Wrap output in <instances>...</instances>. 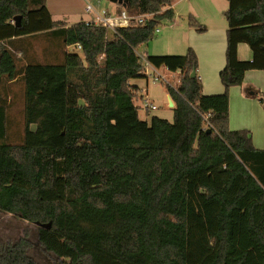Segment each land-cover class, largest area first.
<instances>
[{"label": "trees", "instance_id": "trees-1", "mask_svg": "<svg viewBox=\"0 0 264 264\" xmlns=\"http://www.w3.org/2000/svg\"><path fill=\"white\" fill-rule=\"evenodd\" d=\"M172 3H117L116 14L154 16L114 33L92 20L67 24L47 0H0V210L36 224L54 264H264V149L250 129L230 127V89L264 70V0H229L225 92L213 95L193 48L138 51L174 17ZM43 33L82 53L19 65L24 39ZM240 43L252 60L239 58ZM147 62L180 72L167 86L173 121L140 117L131 80L146 76ZM19 79L25 129L10 143L7 87ZM31 247L27 236L0 241V264H41Z\"/></svg>", "mask_w": 264, "mask_h": 264}, {"label": "rangeland", "instance_id": "rangeland-1", "mask_svg": "<svg viewBox=\"0 0 264 264\" xmlns=\"http://www.w3.org/2000/svg\"><path fill=\"white\" fill-rule=\"evenodd\" d=\"M98 7L100 10H105L111 5L117 4L111 0H100ZM176 15L171 19H165L158 26L160 31L155 32L153 39L146 44H143L138 49L140 54H186L188 49L186 44L188 42V30L192 26L198 32L197 27L191 23L195 20L199 26L207 28L220 27L223 23L228 25L225 11L229 7L228 0H174ZM78 8L77 14H72L67 17V24H74L89 16L83 11L86 4L85 0H76ZM61 16H55L60 18ZM62 18V17H61ZM204 28V29H205ZM49 33L31 35L24 39L23 45L28 48L27 56L25 54H18L19 65H24L28 58H34L40 62H61L64 60V52L67 49L69 52H77L78 48L75 46L65 47L62 39H56ZM185 42V43H184ZM183 46V47H182ZM245 47L250 46L245 43ZM252 50V49H251ZM81 52V51H79ZM82 53V52H81ZM21 59V61H20ZM158 68V67H156ZM160 74L165 75L172 84H177L179 81L178 71H171L165 67L158 69ZM152 72L149 79L144 77L135 78L131 80L132 84L143 85L148 91L142 94V90L136 93V105L139 106L140 117L144 120L151 122L153 116L173 121L174 110L168 101L167 86L169 85L166 80L160 78L155 80L157 72ZM8 90L12 107L10 109V125L8 132V141L10 143H21L23 141L25 129V87L23 82L19 79L8 83ZM6 91L4 82L0 83V93ZM149 93L152 102L158 106L157 109L146 111L143 106L142 98ZM250 110L251 106L248 107ZM36 125H33L35 127ZM27 236L32 242L30 249L31 255L41 264H54L55 257L46 253L41 247L37 238V226L34 223L23 220L14 216L11 213H5L0 210V241H16L22 237Z\"/></svg>", "mask_w": 264, "mask_h": 264}, {"label": "crops", "instance_id": "crops-1", "mask_svg": "<svg viewBox=\"0 0 264 264\" xmlns=\"http://www.w3.org/2000/svg\"><path fill=\"white\" fill-rule=\"evenodd\" d=\"M76 3V0H47V5L54 17L61 16L66 20L70 15L79 13ZM175 4L176 1L173 0L172 5L165 7V9L173 8L174 16L176 15ZM117 8L118 5L114 4L105 10L115 14ZM83 11L89 16L84 20H90L94 17L93 14L86 11V4ZM205 27L202 28L204 29ZM204 30L206 31L198 32L190 26L188 42L184 43L187 49L193 48L198 55V74L203 83L204 93L207 95L222 94L225 92V86L221 80L220 73L227 62L228 25L223 23L220 27L208 26ZM238 55L241 60H252L254 56L251 48L245 47V43L239 44ZM158 69L147 63V72ZM144 78L148 80L149 76ZM133 85L138 86V90H142V94L148 91L143 85ZM147 94L150 97L149 93ZM167 95L171 106L174 100L169 93ZM260 98L264 99V70H248L243 84L233 86L230 89V127L234 130L250 129L253 133L255 146L259 149H264V103ZM249 106H251V110L248 108ZM146 111L150 110L146 109Z\"/></svg>", "mask_w": 264, "mask_h": 264}, {"label": "built area", "instance_id": "built-area-1", "mask_svg": "<svg viewBox=\"0 0 264 264\" xmlns=\"http://www.w3.org/2000/svg\"><path fill=\"white\" fill-rule=\"evenodd\" d=\"M95 2L100 3V0H86V11L88 13H91L94 15V17L87 21H94L96 24H103L108 27V29L112 32H116V28L122 27V26H129L133 21H136L138 23H146L151 18H153L154 14L148 13V14H136V13H130L127 9L123 10L121 14H113L106 10H100V8L95 4ZM157 31H160L158 28ZM79 49H81V45L78 46ZM149 64V62H147ZM153 72H157L158 74L155 76V80H159L162 78L163 80H166L169 85L176 86L177 84H172L168 78L165 75L160 74L158 70H154ZM179 72V71H178ZM152 72L149 73L146 71V76H152ZM180 74V73H179ZM143 106L147 110L151 109H157L158 106L152 102L151 98L146 94L142 98Z\"/></svg>", "mask_w": 264, "mask_h": 264}, {"label": "water", "instance_id": "water-1", "mask_svg": "<svg viewBox=\"0 0 264 264\" xmlns=\"http://www.w3.org/2000/svg\"><path fill=\"white\" fill-rule=\"evenodd\" d=\"M111 1L114 2V3H121V4L124 5V7H126L128 5V2H129V0H111ZM21 18H22L21 15L16 16V23H17L18 26L21 25ZM192 75L195 76L196 72H193ZM171 106H174V102L171 103ZM208 131H212V129L209 128Z\"/></svg>", "mask_w": 264, "mask_h": 264}]
</instances>
